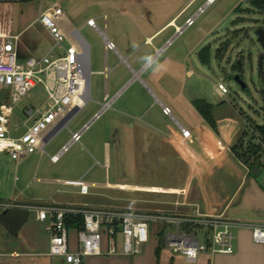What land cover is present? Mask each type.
Wrapping results in <instances>:
<instances>
[{"label":"rangeland","instance_id":"rangeland-1","mask_svg":"<svg viewBox=\"0 0 264 264\" xmlns=\"http://www.w3.org/2000/svg\"><path fill=\"white\" fill-rule=\"evenodd\" d=\"M7 1L12 5L13 28H17L24 8L36 10L41 6L45 9L51 7L55 1L61 0ZM204 1L199 0L179 19L177 26L189 15L192 17V12ZM63 3V9L81 16L92 12L97 15V10H100L101 17L95 21V25L100 32H105L117 54L105 53L99 33L90 28L81 31L80 37L89 48V66L86 63L85 71L87 76L91 73L88 79L90 100L65 127L56 132L44 146L42 153L32 154L18 165L7 154L0 153V204L30 206L31 203H43L55 195L60 200L82 206L93 200H105L103 197L94 198L93 194L112 197L121 194L117 191L90 189L86 197L57 195L56 186L36 183L35 179L75 180L80 174H84L86 183L104 184L108 178L109 182L122 181L130 184H173L182 170V165L172 164L171 158L168 160L169 155L173 154L172 150L162 149L158 143H147L145 139L131 140L126 135L119 139L115 152L113 136L108 138V134L109 130L114 128V122L119 120L132 126L131 131L127 130L131 134H134L137 127L152 126L156 131H165L167 127L176 128L174 121L191 129L198 121V113L192 102L203 101L213 106L216 112L227 111L236 114L243 123L264 125V85L257 75L258 56L262 54V48L256 36L258 30L264 29V10L259 13L252 11L249 0H214L192 25L179 35L173 30L163 33L154 43L155 49L145 46L139 35L131 48L119 44L117 20L111 16L122 8L119 3L105 1L104 7L94 9L79 6L76 0H63ZM176 3L174 0H144L136 4L135 8L138 15L158 25L171 13ZM237 7L240 11L234 12L233 9ZM103 15L108 18L103 19ZM205 47L209 49L208 63L203 65L199 62L197 54ZM61 48L65 51V44L61 43ZM121 59H125L126 64ZM238 62L240 68L237 67ZM105 70H108L106 77ZM135 73H139L137 78ZM236 79L244 84L246 91L241 89ZM218 84L228 91L223 98L216 92ZM6 95L7 92L0 88V104L4 103ZM112 99L108 109L82 134L80 142L71 145L57 163L49 165V157L58 154L61 148L69 143L71 134L79 132L102 106ZM45 102L43 88L38 86L16 104L12 115L14 130H21V125L26 121V109L40 108ZM158 102L170 110L172 119L161 115ZM35 118L36 116H33L27 125L29 126ZM121 132V136H125L124 129H121ZM249 139L254 144L258 143L257 139L252 140L250 135L246 141ZM104 143L108 146V170L103 168ZM153 149H156V153ZM159 154L164 158L158 156ZM254 177L259 185L264 186V155L260 159L258 174ZM28 217L27 223L18 232L19 239L23 238L27 251L32 253L47 250L48 236L41 225L38 226L39 232L33 239L27 238L26 232L35 225L33 216L29 214ZM154 228V233H158L159 226L150 225V229ZM173 230V227L166 226L162 236ZM74 236L73 230H68L70 249L73 248L71 241ZM6 239V233L0 227V251L8 250ZM116 240V253L121 254L120 237L117 236ZM159 253L166 260V264L171 256L179 255L166 247H160Z\"/></svg>","mask_w":264,"mask_h":264},{"label":"crops","instance_id":"crops-1","mask_svg":"<svg viewBox=\"0 0 264 264\" xmlns=\"http://www.w3.org/2000/svg\"><path fill=\"white\" fill-rule=\"evenodd\" d=\"M76 1L79 2V6L90 9L104 7L105 1L116 2V4L119 3V6H122V8L119 9L118 12H115L114 15H111L117 20V33L120 35L118 39L119 44L124 47L127 45L131 48L135 39L138 38L137 35H139L141 39H143V44L145 46L155 49L154 43L163 33L169 30H173V32L176 33V29L184 26L185 21L189 19L191 15H189L180 26H177V22L199 0H182L181 3V0H174V2L177 1V3L173 6V10L165 19L161 20L158 25H154L151 21L146 20V17L138 15L135 6L144 0ZM204 2L198 5L192 14H195L197 9L201 8ZM63 4V0H61L60 2L55 1L51 5V7L57 5L58 8L61 9L62 15L57 20V28L65 37L62 43L65 44L66 49L70 46L76 47L78 43L86 44L80 37V33L82 30L88 28L86 26L88 20H94L95 22L101 17V15H99L100 10H97V15H95V12H92L87 16H81V14L72 13L68 11V9H63ZM51 7L42 9V7L39 6L36 10L24 8L17 28H13L12 24V32L18 37L15 44L18 62H24L29 58L39 59L48 54L60 55L63 53L62 48H55L52 36L38 21L40 14ZM234 10L235 8L233 11ZM102 18L107 19L108 17L103 15ZM123 33L125 34L122 35ZM122 39H124V41ZM56 50L57 52H55ZM121 60L126 64L125 59ZM87 63L89 66L88 57ZM105 71L108 73V70ZM105 71L104 77L107 76ZM89 74L91 73L89 72ZM188 75L189 73H187V76ZM5 97L4 103L8 98V93ZM158 104L161 106L160 102H158ZM211 107L212 118L215 117L214 130L199 114L197 115V123H195L191 129H187L174 121L176 128L167 127L165 131H156L152 126L147 128L137 127L134 130V134H131V132L128 131L132 130V126L128 123L120 122L119 120L118 122H114V128L109 130L110 133L108 134V138L113 136L115 152L119 139L121 137H126V135L130 137L131 140L145 139L147 143H158L160 148L172 150L173 154L171 156L169 155L168 160L171 158L172 164L179 163L182 165V170L177 175L178 178L173 181V184L162 186L130 184L122 181L109 182L107 173H105L107 179L104 184L86 183L83 179L84 174H80L75 180L35 179L36 183L56 186L58 189L55 194L57 195L88 196L89 193L86 196H81L76 188L63 185L65 181L76 180H81L87 184L89 186V191L90 189H99L117 191L121 194L118 197L105 196V194H93L94 198L103 197L105 200H93L82 206L81 204L77 205L69 201L60 200L55 197V195L51 196L43 203L31 204L37 206L83 207V209L87 210H113L146 215L186 216L196 213L205 217H222L236 225L232 228L234 237L232 254L215 256L201 255L194 264H264V244L254 243L251 238L250 230L251 225H264V186L257 183L254 177L255 175H249L248 168L238 161L230 150L241 136L243 130L248 129L251 131L250 125L243 123L236 114H230L227 111L216 112L215 108H213V106ZM179 127L190 132V137L187 140L181 138ZM121 129H124L125 136H121ZM43 136L45 137L46 135L43 134ZM104 145L105 165L103 168L108 170V146L106 143H104ZM153 151L156 153V149H153ZM158 156L164 158L162 154ZM48 163L49 165H53L50 161ZM27 214L29 216L30 213ZM28 218L29 217H27L18 232H20L27 223ZM34 224V227L29 228L28 232H26V236L30 240L39 232L38 226L40 224H37L35 221ZM152 226H159V232L154 233V231H156L155 228L150 229L151 238L148 240L147 244L142 247V254L140 253L134 257H127L117 253L108 256L106 255L108 247L107 240L103 238L100 247L101 255L86 257L83 259V264H166V260L159 253V248L164 247L161 242L160 225L152 224ZM72 230L75 236L71 241L73 248H69V250L75 252L78 248L76 230ZM6 236L8 250L27 249L26 242L23 241L22 237L19 239L18 233L13 237L7 234ZM47 251L48 248L47 250L33 253L34 255L41 256L35 261L36 264H63L59 259H47ZM167 264L187 263L181 255H178L171 256Z\"/></svg>","mask_w":264,"mask_h":264},{"label":"built area","instance_id":"built-area-1","mask_svg":"<svg viewBox=\"0 0 264 264\" xmlns=\"http://www.w3.org/2000/svg\"><path fill=\"white\" fill-rule=\"evenodd\" d=\"M213 2L214 0H205L203 6L185 21L184 26L176 29V35L190 27ZM11 10V2L0 1V88L8 93L6 102L0 104V153L7 154L18 165L28 156L42 153L44 146L56 132L65 127L90 100V74L87 76L84 70L88 57V48L84 43H78L76 47L70 46L56 57L48 54L39 59L29 58L18 62L15 52L18 37L12 32ZM61 15V10L54 5L38 18L39 23L52 36L57 49H61V43L65 40L57 28V20ZM86 26L100 34L105 53L117 54L114 45L107 39L105 32L97 29L94 20H88ZM262 54L264 58V51ZM38 86L43 88L46 102L40 108L26 109V121L21 125V130H14V106ZM216 92L221 98L228 93L221 84L217 85ZM112 101L113 99L105 103L79 132L71 134L69 143L58 154L49 157L51 164L57 163L71 145L80 142L82 134L108 109ZM160 108L164 117L172 119L168 108L162 105ZM73 110L76 111L72 113ZM33 116L36 118L28 126L27 123ZM179 133L184 140L190 137V132L181 127ZM63 185L76 188L81 196L89 193V186L81 180L65 181ZM9 210L32 214L34 221L44 227L48 236L46 258L59 259L63 264H83L84 258L101 255L103 238L107 240L106 255L116 254L117 236L120 237L121 254L127 257L137 256L149 240L152 224H159L161 227L162 245L172 253L181 255L187 264H194L201 255H231L233 252L232 228L236 225L222 217H205L196 213L186 216L146 215L53 205L0 204V214ZM67 217H80L82 220L81 229L76 230L78 248L75 252L69 250L68 229L65 224ZM166 226H171L174 230L162 236ZM250 230L252 241L264 244V225H251ZM40 257L27 249L3 250L0 251V264H36L35 261Z\"/></svg>","mask_w":264,"mask_h":264},{"label":"trees","instance_id":"trees-1","mask_svg":"<svg viewBox=\"0 0 264 264\" xmlns=\"http://www.w3.org/2000/svg\"><path fill=\"white\" fill-rule=\"evenodd\" d=\"M249 6L252 11L258 13L262 12L264 10V0H249ZM239 11V7L235 8L234 10V12ZM208 51V47H205L197 54L199 62L203 65L208 63ZM262 84L264 85V82H262ZM192 103L196 107V111L201 116V118L214 130V122L211 115L212 107L203 101H193ZM247 122L249 121L247 120ZM249 125L251 131H249L248 129L243 130L241 136L237 139L230 150L234 157L248 168L249 175L252 176L253 166L257 164V171H259L260 159L262 155H264V125L258 126L251 122H249ZM249 135L251 136L252 140L257 139L258 143L254 144L250 141V139L246 141ZM27 217L28 214L25 211H6L0 214V227L5 231L7 235L13 237L18 233ZM65 224L67 229L80 230L82 227V220L80 217H67L65 219Z\"/></svg>","mask_w":264,"mask_h":264},{"label":"water","instance_id":"water-1","mask_svg":"<svg viewBox=\"0 0 264 264\" xmlns=\"http://www.w3.org/2000/svg\"><path fill=\"white\" fill-rule=\"evenodd\" d=\"M257 36V42L259 46L262 48V51H264V29H260L256 32ZM237 67L240 68V63H237ZM257 75L259 76L261 82H264V72H263V54H260L258 56V66H257ZM238 85L241 87L243 91H246V87L243 83H241L238 79L235 80ZM76 110H73L72 113H74ZM258 173L257 171V164L253 166L252 175H256Z\"/></svg>","mask_w":264,"mask_h":264},{"label":"bare ground","instance_id":"bare-ground-1","mask_svg":"<svg viewBox=\"0 0 264 264\" xmlns=\"http://www.w3.org/2000/svg\"><path fill=\"white\" fill-rule=\"evenodd\" d=\"M86 63H87V62H86ZM86 63L84 64V70H85V65H86ZM85 73H87V72L85 71ZM135 76L138 77L139 74H136V73H135Z\"/></svg>","mask_w":264,"mask_h":264}]
</instances>
